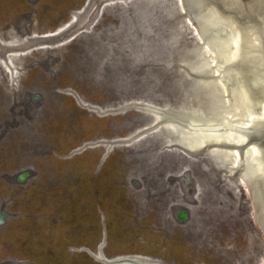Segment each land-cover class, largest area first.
<instances>
[{
	"label": "rangeland",
	"instance_id": "rangeland-1",
	"mask_svg": "<svg viewBox=\"0 0 264 264\" xmlns=\"http://www.w3.org/2000/svg\"><path fill=\"white\" fill-rule=\"evenodd\" d=\"M198 2L0 0V264H264L242 156L264 132L188 149L156 117L259 121L236 29L215 65L239 68L246 98L204 80Z\"/></svg>",
	"mask_w": 264,
	"mask_h": 264
},
{
	"label": "bare ground",
	"instance_id": "bare-ground-1",
	"mask_svg": "<svg viewBox=\"0 0 264 264\" xmlns=\"http://www.w3.org/2000/svg\"><path fill=\"white\" fill-rule=\"evenodd\" d=\"M200 2L197 3L198 10H200V17L198 19V23H195V25H197L198 27L199 30L198 35L200 38L196 36V34L194 33L193 34L195 38L200 40L199 45L201 41L203 43V46H200L201 54L209 58L208 63H206L205 67L201 70L203 74L204 72L208 74V76L206 75L207 77L205 76L206 79L204 80L205 81L208 80L209 82L211 81V83L213 84L215 83L222 97H227L222 87V85H224L228 90V97L230 98V103H232L234 106L239 105L246 98L244 93L245 90H242L243 81L239 68L238 67L236 69L230 68V70L228 68L227 71H225V73L220 72V74L218 75L217 74L218 71L215 63L216 61L226 62L232 57L233 53L236 54L237 48L234 44L235 38L231 37V33L233 32L232 27L234 26L238 29H241V31L244 32L241 37L243 39L242 43L246 44L249 42L244 46V49L254 50V43L252 40L253 35L251 36L252 33L251 28L253 26H257L260 28V31L264 34V0H251L249 2L250 7L247 10V13L241 6L237 5L236 0H203L201 4ZM91 5L92 3L90 2L89 6ZM177 5L178 7H180L178 2ZM261 9L263 10V14L260 13ZM227 10H230V12H228ZM77 16L78 15H76L75 18H77ZM6 19H7L6 15L0 16V23L4 22ZM25 20L27 19H24V21ZM242 20L245 22H243ZM77 24L78 21L74 25ZM246 25H249V27ZM244 26H246V28H244ZM61 36L63 35L60 33L59 37ZM20 41L21 40H15V42L14 41L13 42L17 43L18 45H22ZM36 41L37 43H34ZM39 42H41V39H36V40L31 39L29 42L18 48L22 49L26 47V45L29 43L31 45H29L27 48H32L33 46L39 45L40 44ZM41 44L46 45L45 43H41ZM206 48L209 50V52L207 51ZM0 62L7 63V60L0 59ZM258 75H259L258 73L252 70V75H250L249 77V85L252 89L251 94L253 95V101L255 100L254 98L256 96V100L260 99L261 102L264 99V97L262 95L263 90L260 89V80H259L260 76ZM253 105H254L253 108L255 109V107H257L258 105V102L256 101V103H254ZM181 116L183 117L186 116L184 118L186 120V125H184L185 120H183ZM156 117L157 119L160 118L161 120L165 121V123L167 122L166 126L170 128V130L174 131L175 133H179L180 134L179 136L181 137L180 142L184 143L188 149L198 148L202 144L209 145L212 142L218 144L219 148H221L225 146L226 142L228 141V140L226 141V139L224 138L225 136H224V132L221 131L222 129L207 130L208 132L204 131L205 126L203 127L201 125L200 126L197 125V124H201V118L198 116L185 115L183 113L178 114L176 112L175 113L166 112ZM190 122L193 123L195 126L196 125L197 126L196 127L191 126V129L188 128L187 124L189 125ZM212 131H216V132H212ZM228 134L231 135L230 133ZM248 147L249 148L246 150V153H244L247 163L246 176L248 179V175H249L248 180L252 184V188L255 189V198L259 208V213L264 221V182L258 181L259 178H256L258 174L264 177V168L262 167L260 160L258 162V158H259L258 155H260L259 154L260 149L256 145H251ZM219 153H224V151H221ZM145 260L148 259H144V261ZM146 262L148 264H155V263H151L149 260Z\"/></svg>",
	"mask_w": 264,
	"mask_h": 264
},
{
	"label": "water",
	"instance_id": "water-1",
	"mask_svg": "<svg viewBox=\"0 0 264 264\" xmlns=\"http://www.w3.org/2000/svg\"><path fill=\"white\" fill-rule=\"evenodd\" d=\"M251 0H249L250 2ZM249 2H247V4L243 5V3L239 0H236V3L238 6H241L246 12L249 9ZM232 27V26H231ZM235 27V26H234ZM232 27V28H234ZM251 27V26H250ZM246 28V27H244ZM237 30V32L239 33V39L242 37L243 35V31H241V29L238 28H234ZM258 27L257 26H253L251 28V30L253 31L251 33V36L254 34L253 39L254 40V50L251 49H244V46L248 43H242L241 46V53H240V57H239V61L237 63V65L242 66L246 71L250 72L249 74L252 75V70H254L256 73H258L260 76L259 80H260V89L263 90L262 95L264 97V34L260 33L259 30L257 31ZM237 76V75H236ZM241 76V75H239ZM242 80H244V78H242ZM258 110H256V113H259V121L257 122V124H250L252 126V128L245 129L239 126H231V125H225V126H205L206 130H215V129H225V130H234L236 132L239 133H243L245 134L247 141H244L243 145H247L248 144V139L250 136L254 135H260L264 132L263 126H264V99L260 102H258ZM261 108V109H260ZM227 146V145H225ZM251 146V145H250ZM258 147V146H257ZM249 147L245 148L242 152V156L244 155V153H246V150ZM259 154L258 155V162L260 160L262 167L264 168V149L259 147ZM244 174V173H243ZM246 174V172H245ZM245 174L243 176V179L245 180V182L248 184L251 194H252V198L254 201V205H255V209H256V215L259 218V208L257 205V201L255 198V189L252 188V184L249 182V175H248V179L245 178ZM242 175V173H241ZM256 178H259L258 181L264 182V177L261 176L260 174H258V176ZM261 222V221H260ZM261 224V223H260ZM262 226V224H261ZM263 230L264 227L262 226ZM130 262H126V261H122V262H110V264H128Z\"/></svg>",
	"mask_w": 264,
	"mask_h": 264
}]
</instances>
